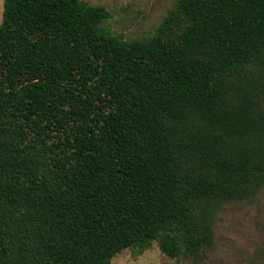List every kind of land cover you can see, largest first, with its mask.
<instances>
[{"label": "trees", "instance_id": "16d2710c", "mask_svg": "<svg viewBox=\"0 0 264 264\" xmlns=\"http://www.w3.org/2000/svg\"><path fill=\"white\" fill-rule=\"evenodd\" d=\"M109 17L3 0L0 264L198 261L264 187V0H176L143 40Z\"/></svg>", "mask_w": 264, "mask_h": 264}, {"label": "rangeland", "instance_id": "374dc122", "mask_svg": "<svg viewBox=\"0 0 264 264\" xmlns=\"http://www.w3.org/2000/svg\"><path fill=\"white\" fill-rule=\"evenodd\" d=\"M176 0H86L102 5L110 17L101 25L125 40L149 39ZM3 0H0V22ZM251 74L250 65L245 69ZM214 245L201 260L184 256L177 259L159 249L157 242L142 251L127 247L118 252L111 264H264V187L252 199L226 204L215 218Z\"/></svg>", "mask_w": 264, "mask_h": 264}]
</instances>
